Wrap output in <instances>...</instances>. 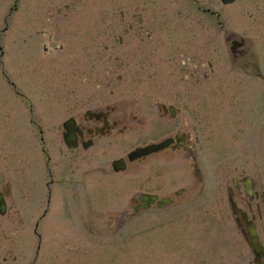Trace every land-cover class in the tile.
I'll return each instance as SVG.
<instances>
[{
  "label": "rangeland",
  "instance_id": "1",
  "mask_svg": "<svg viewBox=\"0 0 264 264\" xmlns=\"http://www.w3.org/2000/svg\"><path fill=\"white\" fill-rule=\"evenodd\" d=\"M134 1L0 0V125L6 138L5 182H10L12 187L18 186L21 176L16 169L17 150L31 146L28 141L33 138L28 131L31 116L37 124H45L55 137V124L74 116L77 111L68 106L73 97L63 96L65 93L75 90L74 87L86 90L87 100L95 98L88 95H109L113 88L125 86V80L120 84L110 80L107 74L110 64L102 67L101 78L94 80L84 73L71 75V69H66L69 63L72 65L75 61L86 67L94 64L98 55L104 61L111 56L113 47L127 62L128 57L123 54L125 46L117 43L122 37L134 49L130 64L140 74L142 56L137 44H141L145 32L150 33L151 43L157 41L161 33L156 27L140 29L136 20L132 22V28H126L125 24L124 28L120 26L123 22L116 21L115 15L121 11L132 14L133 9H139V4L134 5ZM221 5L220 0H155L150 4L149 8L159 19L166 20L163 24H176L180 31L171 35L165 33L164 43L149 54L151 64L148 72H142V86L133 83L134 88L146 95L133 97L138 106L129 110L137 121L153 120L151 124H163L153 105L163 103L167 98L160 93L162 88L155 90L158 88L155 72L164 75L170 72L176 74V79L177 69L189 74L192 72L189 63L194 69L197 61L198 73L209 75L208 82L212 84L208 92L203 90L200 94L201 87L196 90V101L201 105L198 111L206 117L203 124H264V114H259L260 111L264 113L261 98L264 95V0H237L228 7ZM230 10L235 14L229 17L226 13ZM238 17L243 22L241 26ZM195 35L199 42L192 48L197 58L189 61L182 56L179 43ZM232 36L242 37L249 48L244 58L235 61L224 54L225 43ZM85 43L91 48L81 54L83 49L79 46ZM65 50H68L67 54L80 52V55L68 57V60ZM256 69L263 78L253 76ZM14 92L29 102L20 100ZM86 108L82 106V112ZM177 118L167 117L166 122L174 123ZM252 118L259 122L252 123ZM227 129L225 141L224 137L219 140L214 137L218 147H213L212 158H204L208 162L199 163L203 168L202 182L184 195L180 203L163 209L154 206L138 212L132 210V196L135 200L140 192L166 196L179 186L172 180L173 173L168 168L172 163L168 160L161 162L157 174L144 169L106 175L104 171L94 170L92 162L88 172L83 174L85 182H92L85 186V199L82 194L77 195L76 190V199L69 200L75 214L80 216L79 226L57 216L60 213L63 216L61 203L52 205L50 210L55 211V215L49 214L43 220L39 257L34 259L33 245L36 243L31 237L32 220L28 217L23 226H6L5 245L7 249L12 248L13 253L1 254L0 261L3 255L9 257L12 254L11 257L18 259L16 264H32L33 260L34 264H237L239 250L246 252L248 249L244 244L241 247L234 223L228 220L227 185L242 169L245 174L254 175L256 166L264 165V161L251 159L252 156L248 158L253 151L251 146L232 140L238 138L237 131L231 126ZM54 139L53 143L58 146L57 137ZM112 145L113 149L102 157V161H111L132 146L119 140ZM55 163L54 179H61L62 174L70 177L69 161L56 157L51 164ZM75 173L79 174L81 170H75ZM45 179H37L36 187L43 186ZM65 187L72 188V185L65 184ZM30 205L25 207L27 215L33 218L35 207L32 209Z\"/></svg>",
  "mask_w": 264,
  "mask_h": 264
},
{
  "label": "flooded vegetation",
  "instance_id": "2",
  "mask_svg": "<svg viewBox=\"0 0 264 264\" xmlns=\"http://www.w3.org/2000/svg\"><path fill=\"white\" fill-rule=\"evenodd\" d=\"M125 1L129 3L132 0ZM153 2H155V0H135L134 5L139 4V9H133L132 14L121 11V13L115 15L117 17L116 21L123 22L120 24L123 28L124 24L126 28H132V22L136 20L138 26H141L140 29H143L142 27L149 29L156 27L160 30L161 34L157 41H152L151 43L150 33L145 32V37H142L143 40L140 42L141 44H137L141 49L140 53L142 56L141 63L139 62L140 74H137L134 70V66L130 64L132 59L130 57L134 51L133 47L129 42L118 36H114V38L118 37L117 43L119 42V45L125 46L123 54L128 57L127 62L123 61L122 54L117 51L116 47H113L110 53L111 56L104 58V61H102V59H100L101 56L98 55V57L95 58L94 64H87L86 67L83 66L84 64L75 61L72 65L69 63L66 69H71V75L74 76L76 73H84L87 75V78L94 77V80L101 78V68L107 67L108 64H110V73H107L110 80L116 84H120L125 80L123 83L125 86L113 88L109 95H88L89 97L94 96L95 98H89L87 100H85L86 90L82 91L74 87L73 89L75 90H72L70 93H65L63 96L73 97L72 104H68V106L77 111L73 113L75 122H70L69 124L61 122L55 124V137H57L58 146L53 143L55 137L47 127H44L45 124H37L32 118V120H30V132L33 138L28 139L31 146H29L30 148H20L17 150L18 165L16 169L21 173L18 186L12 187L5 182L4 171L6 154L4 151V140L6 139L3 129L0 127V197H4L7 203L5 212L0 213V255L6 252L5 243L3 244L6 240V226H23L28 217H30L23 207L27 203L34 204L35 206L39 204H45L47 206L39 213L38 217L33 218L32 234L38 241L36 251V255H38L40 243L44 235V227L42 225L43 219L49 214L50 216L55 215V211L50 210L51 206H57L61 203L64 207L62 211L63 216L61 213L57 216L62 217L63 220H67V217H64L69 215L71 211H69L70 198L73 200L76 199L77 190V195L82 194L85 199L87 195L85 186H90V184H92L91 180L89 181L90 184L85 182L86 180L83 177V174L85 172L87 173L90 169V164L92 162L95 164L94 170L104 171L106 175L117 173V171L112 168V163L115 159H123V163L126 165L124 170L139 171L145 169L157 174L161 170V162L163 160H168L172 163V165H168V168L170 167L173 173L172 180L179 184V186L172 191V194H174L179 201L182 200L180 198L186 194V191L191 192L197 187V184L201 182L202 168L198 165V161L208 162L206 161L207 158H212L214 153L213 147L217 144L214 137L218 136V132L223 130L228 124H203L206 117L204 118L198 111L201 105L197 104L198 92L196 90L198 87H201L202 89L200 91L202 92H199L200 94L203 93V90L208 92L212 88V84L208 82L209 75L203 72L198 73L196 61L197 53H194L192 48L193 44L198 42L196 35L195 37L190 36L189 39L186 40L188 41V45H185V40L183 43H179L181 51L183 52L182 56L186 57L189 61H196V68L194 69V65L189 63V67L192 70L191 73L187 74L185 71L182 72L177 69L179 74L175 79L176 74L173 75L169 72L164 75L155 72L157 73L156 78H158V88L155 90H160L162 88L160 93L167 98V101L163 103L156 102V104L153 105L158 109L159 116L163 119L161 121L163 124H151L153 120L137 121L135 114L129 110L134 106H138L135 103V99H133L134 96L138 98L146 97V95L141 94L142 90L134 88L133 83L136 82L135 84H137V87L142 86L140 80L142 74L148 72L147 70L151 64V62L148 61L149 54L152 50L159 47L160 44L164 43L167 37L165 33L171 35L176 33V31H180V28H178L176 24L162 23L166 22V20L163 19V21H161L154 10L149 8L150 4H153ZM130 6H132L131 3ZM158 20L161 21L159 24H157ZM195 33L196 32H194V34ZM231 38L233 40L231 39L225 43V47L229 45V49L233 52L231 58L234 61L239 57L244 58L245 54H247L246 49H249L246 42L243 41L240 36H232ZM178 41L180 42V40ZM154 43L157 44L155 46L152 45L153 47L151 48V44ZM79 48L83 49L81 50V54H84L85 49L91 48V45L85 43L82 44L81 47L79 46ZM227 51L226 49V52ZM65 52V57L67 58L75 57L76 54L78 56L80 55V52H69V54H67L68 50H65ZM92 69L97 71L94 73L91 71ZM198 74L199 76L195 78ZM254 76L263 78L261 73L257 72V69ZM138 81H140V83ZM16 95L25 102H29V100L24 99L22 95L20 96L19 93H16ZM103 96L106 98H103ZM261 98L263 110L264 95ZM82 106H87L83 112L81 110ZM259 114L262 115L264 113L260 111ZM167 117L173 118L174 120L178 118L174 123H167ZM249 119L251 122V118ZM255 120L259 122L256 118L252 123H254ZM239 125L244 127L240 129L242 130V134H244V142L253 147L250 157L252 156L253 159L264 161V124ZM214 131H216V135ZM225 139L226 138H224V141ZM118 140L124 144L129 143L132 146L124 153L125 155H118V157L112 161H107L105 159V161H102V157L113 149L112 144ZM152 143H162L163 148L156 153L153 152L147 156H141L134 160L127 159L126 155L129 152L137 147H143ZM56 157L69 161V167L72 170L70 177H64L62 174L61 179H54L53 167H56V163L55 165L51 163ZM37 159L44 160L43 170L44 177L46 178L45 186L39 188L35 186V179H37L38 176V172L35 170L37 169ZM163 165H165V162H163ZM17 170L15 171L18 172ZM75 170H81V173L76 174ZM255 170L257 173H255V178L252 180V198H247L245 196V192H243L239 180L238 186H235L233 190V199L237 200V206L239 210L241 209L240 211L237 209L236 212H232L233 221L239 232L238 239L242 241L240 244L241 247L246 245L248 249L246 252L239 250V255L236 256L235 260L237 264H264V165L260 163V166H256ZM185 173L189 175L186 176ZM65 184L72 185V188L65 187ZM148 193L157 194V192ZM169 196H171V194ZM160 198L159 196L154 203L150 204V207L157 206ZM169 198L172 200V203L175 202L173 198ZM83 203L84 202H82V204ZM142 204L143 203L137 199L132 209L139 208ZM77 205L78 207L80 205L79 199ZM79 217L78 215V218ZM244 219L246 220L244 221ZM246 223L252 224L255 229L258 254L252 251V239L249 235V228L246 226ZM9 251L11 252V249ZM2 258L0 264H5L8 257L3 255ZM11 260L12 263L17 262L16 257L11 258Z\"/></svg>",
  "mask_w": 264,
  "mask_h": 264
},
{
  "label": "water",
  "instance_id": "3",
  "mask_svg": "<svg viewBox=\"0 0 264 264\" xmlns=\"http://www.w3.org/2000/svg\"><path fill=\"white\" fill-rule=\"evenodd\" d=\"M225 1H231V0H225ZM157 149V147L155 145H151L145 148H140L137 151L134 152V155H139V154H147L153 150ZM120 165V164H119ZM117 165V169H119L121 166ZM142 200H148L151 201L152 198L148 197V196H142L141 197ZM0 208H3V204L2 202L0 203ZM251 236H254V231H251Z\"/></svg>",
  "mask_w": 264,
  "mask_h": 264
},
{
  "label": "bare ground",
  "instance_id": "4",
  "mask_svg": "<svg viewBox=\"0 0 264 264\" xmlns=\"http://www.w3.org/2000/svg\"><path fill=\"white\" fill-rule=\"evenodd\" d=\"M222 1H223V0H222ZM222 1L220 0V2L222 3L221 7H224V6H227V7H228V6H229V4H228L229 2H227V3H223L224 1H223V2H222ZM231 2L234 3V1H231ZM233 3H232V4H233ZM232 14H235V12L233 13L232 10H230V11H228V12L226 13V15H229V17H230ZM239 16H240V15H239ZM240 17H242V14H241ZM240 17H238V18H239V19H238V21H239L238 24H240V26H241V25H243V22L240 21ZM229 48H230V47H229V45H228L226 49L228 50L229 56L232 57V52H231V49H229ZM138 82L140 83V81H138Z\"/></svg>",
  "mask_w": 264,
  "mask_h": 264
}]
</instances>
